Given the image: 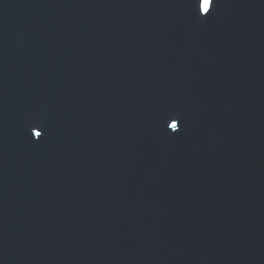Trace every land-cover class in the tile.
Returning <instances> with one entry per match:
<instances>
[{
    "label": "water",
    "instance_id": "1",
    "mask_svg": "<svg viewBox=\"0 0 264 264\" xmlns=\"http://www.w3.org/2000/svg\"><path fill=\"white\" fill-rule=\"evenodd\" d=\"M202 2L0 0V264H264V0Z\"/></svg>",
    "mask_w": 264,
    "mask_h": 264
},
{
    "label": "snow or ice",
    "instance_id": "2",
    "mask_svg": "<svg viewBox=\"0 0 264 264\" xmlns=\"http://www.w3.org/2000/svg\"><path fill=\"white\" fill-rule=\"evenodd\" d=\"M213 3V0H203V2L201 3L200 7H201V11L204 12L205 14L210 12V7ZM170 127L174 130V131H178L179 130V123L176 121L175 123H172L170 125ZM37 135L42 136V133H37Z\"/></svg>",
    "mask_w": 264,
    "mask_h": 264
}]
</instances>
